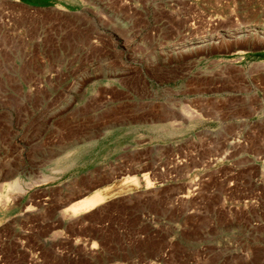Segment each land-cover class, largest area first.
<instances>
[{"label":"rangeland","instance_id":"374dc122","mask_svg":"<svg viewBox=\"0 0 264 264\" xmlns=\"http://www.w3.org/2000/svg\"><path fill=\"white\" fill-rule=\"evenodd\" d=\"M0 193V264H264V0H0Z\"/></svg>","mask_w":264,"mask_h":264},{"label":"bare ground","instance_id":"6f19581e","mask_svg":"<svg viewBox=\"0 0 264 264\" xmlns=\"http://www.w3.org/2000/svg\"><path fill=\"white\" fill-rule=\"evenodd\" d=\"M143 182L145 183V186L147 188H149L151 186L152 181L150 180L148 173L142 174L141 177L136 175V174L126 173L123 176H121L120 178L114 180L111 184H109L105 187H102L100 189H97V190L93 191L91 194L81 198L80 200H78L74 204H71L65 211L66 212L69 211L67 213H70V211H71L70 214H72V215L84 214V213L94 209L98 205L102 204L103 202L107 201V199H109L111 196H114L115 193L122 192V191L127 192V190H129L131 188H139L144 184ZM11 184H13V183H11ZM4 197H6V194ZM3 198L0 201V204L3 202Z\"/></svg>","mask_w":264,"mask_h":264}]
</instances>
